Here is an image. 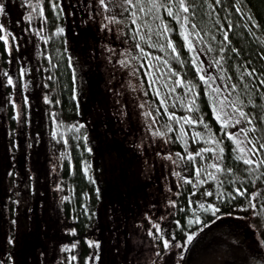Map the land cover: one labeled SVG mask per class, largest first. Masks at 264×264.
<instances>
[{
	"label": "trees",
	"instance_id": "16d2710c",
	"mask_svg": "<svg viewBox=\"0 0 264 264\" xmlns=\"http://www.w3.org/2000/svg\"><path fill=\"white\" fill-rule=\"evenodd\" d=\"M2 2L0 264L264 249V0Z\"/></svg>",
	"mask_w": 264,
	"mask_h": 264
},
{
	"label": "rangeland",
	"instance_id": "374dc122",
	"mask_svg": "<svg viewBox=\"0 0 264 264\" xmlns=\"http://www.w3.org/2000/svg\"><path fill=\"white\" fill-rule=\"evenodd\" d=\"M242 236L228 237L229 241L223 243L225 237L221 235V243L197 252L186 264H264V249L258 243V238L251 236L247 243ZM257 248L263 253H258Z\"/></svg>",
	"mask_w": 264,
	"mask_h": 264
},
{
	"label": "snow or ice",
	"instance_id": "6c2138e0",
	"mask_svg": "<svg viewBox=\"0 0 264 264\" xmlns=\"http://www.w3.org/2000/svg\"><path fill=\"white\" fill-rule=\"evenodd\" d=\"M140 2H141V0H137V3H140ZM149 2L152 4V7H153V8H159V7H161V6H165V7H167L166 5L161 4L160 0H149ZM216 2L219 3V0H216ZM127 3H128V4H132V0H127ZM178 3H179V6L183 9L184 12H188V11H189V8H188L187 6H185V0H178ZM133 6H135V5H133ZM141 10H143V9H141ZM4 11H5L4 4H3L2 0H0V14H3ZM237 11H240V9L238 8ZM168 14H169L170 16L173 15V12H172V10H171L170 7L168 8ZM60 31L62 32L63 29H60ZM0 39H4V40L6 41V37H0ZM225 39H227V35H225ZM173 51H175V48H173ZM121 63H123V61H121ZM248 75H252V73H248ZM11 82H12L11 79H9V83H11ZM261 83L264 84V80H261ZM237 111L239 112V115H240V116L245 117V118L247 119V114H246V113L240 111L239 109H237ZM217 119H220V117L218 116ZM247 122H248V123H251V120H247ZM236 123H240V121L237 120ZM252 131H256V129H252ZM240 132H242V133H244L245 135H247V130H246V129H243V128H242V129L240 130ZM236 135H239V133H237ZM229 137H230V138H234L233 134H229ZM249 143H252V144H253V147L250 148V149H248V152L255 154V152L257 151V150L255 149V143H254L253 141H249ZM238 146H239V145H238ZM260 148H261V149H264V144H261V145H260ZM89 150H90V149H89ZM239 150H240L241 152H244V151H245L244 148H240ZM246 155H247V154H246ZM240 158L243 160V162H244L245 164H248V165H252V164H254V163H256V164H264V160L253 161V160L250 159V158H246V156H242V157H240ZM213 167H217V165H213ZM218 170L222 171L223 169H219V168H218ZM213 178H214V177H213ZM237 193H238L239 195H241V196H243V195L245 194L244 191H241L240 189H237ZM207 195H212V193H207ZM233 198H234V197H233ZM200 207H201L202 209H204V205H203V204H201ZM204 210L207 211V212H210V213L212 214L213 217H216L217 219L220 218V217H217V213H219V212L221 211V209L218 208V207H216L215 205H209V206H208L206 209H204ZM228 215H231V213H228ZM188 223H189V224H203L204 227H207V226H208V224H205L204 221L200 220L199 217H197L196 220H194V221H193V220H189ZM212 223H215V220H213ZM154 226L157 227V228L159 227L158 225H154ZM198 231H203V228H200ZM196 234H197V233H193V234L188 235V236H187V239H186V243L190 244V243L193 241V239L195 238ZM96 246L99 247L98 244H97ZM164 246H165L166 248L169 246L168 241H165V242H164ZM181 247H183V245H181Z\"/></svg>",
	"mask_w": 264,
	"mask_h": 264
}]
</instances>
